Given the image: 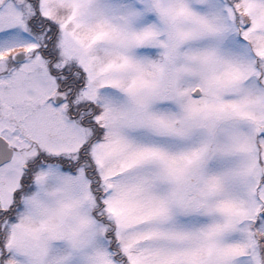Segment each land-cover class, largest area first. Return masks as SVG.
<instances>
[{
	"label": "snow or ice",
	"instance_id": "6c2138e0",
	"mask_svg": "<svg viewBox=\"0 0 264 264\" xmlns=\"http://www.w3.org/2000/svg\"><path fill=\"white\" fill-rule=\"evenodd\" d=\"M0 264H264V0H0Z\"/></svg>",
	"mask_w": 264,
	"mask_h": 264
}]
</instances>
